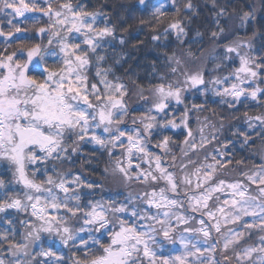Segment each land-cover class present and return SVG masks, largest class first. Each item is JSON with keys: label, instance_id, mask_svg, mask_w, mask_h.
I'll list each match as a JSON object with an SVG mask.
<instances>
[{"label": "snow or ice", "instance_id": "obj_1", "mask_svg": "<svg viewBox=\"0 0 264 264\" xmlns=\"http://www.w3.org/2000/svg\"><path fill=\"white\" fill-rule=\"evenodd\" d=\"M212 7L209 54L205 31L192 27L198 15L192 0L182 6L170 0L168 7L137 0L116 23L115 13L90 11L80 0H0V15L8 18L7 31L0 25V166L11 173L10 180L0 177V264H264V112L249 114L264 109V43L255 47L256 31L246 39L239 34L256 22L258 9L229 12L227 0L224 6L212 0ZM136 13L161 51L146 65L147 89L137 85L143 106L129 127L130 90L116 73L144 46L139 30L122 26ZM170 36L179 54L167 51ZM236 58L227 75L205 79L209 61L219 71ZM197 94L205 97L200 103ZM217 103L230 114L245 109L227 125L231 137L223 116L219 126L199 116L216 115L208 105ZM177 129L179 156L166 134ZM158 137L153 147L161 154L148 147ZM85 145L107 154L99 179L63 167L79 157L96 173ZM246 149L250 156L235 164L251 158V167L234 170L237 179L221 178ZM109 178L144 190L92 199Z\"/></svg>", "mask_w": 264, "mask_h": 264}, {"label": "trees", "instance_id": "obj_2", "mask_svg": "<svg viewBox=\"0 0 264 264\" xmlns=\"http://www.w3.org/2000/svg\"><path fill=\"white\" fill-rule=\"evenodd\" d=\"M75 2V0H74ZM81 3H84L88 10L92 11V10H108L111 11L113 13H115V15H113L112 17V22L116 23L117 22V16H119L120 14H124V9L130 6H133L137 3V0H80ZM151 2L154 5H158L160 3L165 4L166 7H168V5L170 4V0H151ZM185 2V0H180L181 6L182 4ZM193 6L197 9L198 15L195 17V22L193 24V28H196L197 26L200 28L201 31H205V43L203 45L204 48V52L205 53H209L211 52V48L212 45L210 43L207 42V29L211 28V24H212V19H213V7H212V0H192ZM217 3L219 6H224L226 3V0H217ZM227 4H228V11L231 12L232 11V7L235 6L237 8H239L241 5H249L252 4L254 5L257 9V20L256 22H249V25L247 27V29L245 30L244 28H240L239 29V34L242 38H248L252 36V33L254 31H256L258 33V35L256 36L255 40H254V45L256 48H259L260 45L262 43H264V11H261V0H227ZM121 5H123L124 7H120ZM102 6H106V7H102ZM172 11H174V9L169 8V12L171 13ZM145 18H147V13L143 14ZM139 18H140V13H136L134 16L133 15H127L126 21L125 23L122 25L123 27H128L129 31L132 33H136L139 30V35H138V39L144 41V46L143 48L140 49V51L138 52H134L133 53V57L134 59L131 60L128 64H125L123 68H120L117 71V75L121 77V79L123 80V82L128 86L129 90H130V94L127 98V103L130 106V109H132L133 111H130L129 117L127 119V126L131 127V119L133 115H139V111L141 110L142 106H143V101H141L138 96L135 94L137 92V85H140L142 87H144L145 89H147L148 87V81H149V76L148 73L151 72V68L150 66L146 65H150L151 61H152V57L159 53L161 50L156 48H153L152 45V41H151V35H152V31L151 28L146 24V25H140L139 23ZM170 18V16H169ZM7 17H4L3 15H0V25H2L4 27V30L7 31L8 29V24H7ZM152 23L154 24L155 21H152ZM167 24V21H165L164 25L159 26L160 30L163 29V27H165ZM117 35H120V32H117ZM193 33L189 34V39H191ZM231 39V37L229 38ZM169 47L167 49L168 52H171L173 50V48L176 49L177 53L179 54L181 51H183V49H181L178 46V42L175 41L174 36H170L169 37ZM136 43L135 40L130 39L129 40V44H128V49L131 50L132 45ZM185 47H187V45H185ZM195 48V45L193 46ZM11 50V49H9ZM146 57V58H145ZM137 58H138V62L141 65L140 67L135 66L137 63ZM110 62V61H109ZM215 65V62L213 61H209L206 65V71H205V79L206 80H210L212 78V76H224L227 75L229 72H231L235 67H237L239 65V60L238 58H236L233 62L231 63H227L226 66H223L219 71H212L213 67ZM199 65H191L192 70H195ZM131 67V72L129 74H125V70ZM95 71V69H93V72ZM136 81V83H133V81ZM261 80H264V74L261 75ZM155 82V81H153ZM262 87H264V83L261 84ZM208 98L212 99V93L209 91L208 92ZM193 97L189 96V100H192ZM205 99V97L203 96H199V94H197V97L195 98V102L196 103H200L201 101H203ZM217 100V102L219 101V98H215ZM190 106V105H189ZM209 109H215L216 110V115H213V113L211 111H204L199 113V116L201 118H203L204 116H208L210 118V120H212L213 122H215L217 124V126H219L220 123V117L223 116L224 119V124L226 125V129L224 132V135H227L229 137H231V132L229 130H227V125L229 123L231 124H236L237 121L232 119L233 115H237V116H241L242 117V113L245 110L243 106L240 107L239 112L236 113H232L230 114L227 110H226V106H220L218 103L217 104H209L208 105ZM180 111H183V105L180 106ZM260 112H264V109H257L255 107H252L251 109H249V114L250 115H257L260 114ZM179 115V113H177V116ZM196 115L197 113H193L191 116V122H192V127L196 126ZM176 134L173 135L172 132L166 133L168 135H172L173 136V140L176 142L175 144L171 145L174 153L179 156V143L180 141L183 140V135L180 134V130L177 129L175 130ZM223 139V137H221ZM156 139H162V137H158V138H154L148 145L149 149L155 153L161 154L160 153V149L153 147V145L156 143ZM219 146V145H216ZM237 147H239V145H237ZM254 148H260V141L257 140L256 144L253 146ZM93 146L92 145H85L84 146V155L85 157L88 156H92L95 155L96 160L93 162V164L91 165V167H95L96 168V173L91 172L90 170H88L89 166L88 165H81V160L79 157L75 158V164L74 165H69V164H65L63 167L65 169L71 168L72 171L74 172H81L82 175L86 178L89 179H99V172L100 170H102V168L104 167L105 163L108 160L107 154L104 153L103 155H101L100 151H97L95 153H93L92 151ZM210 150V149H209ZM252 149H246L243 152H236L235 155L233 156V163L231 165H229V171L227 173H225L221 178L224 179H237L239 178L235 171L236 169L239 170H245L248 167H251L252 163H253V159L249 158L246 159L245 164L243 165H236L235 164V160L237 159H241L242 157H249L250 153H251ZM117 153H119V150H117ZM201 158H202V154H201ZM168 162L170 163V158H168ZM256 163H259V159L256 158L255 159ZM144 167H147V165L145 164ZM175 171V169H170ZM0 177L4 178L5 180H10L11 179V173L9 171L6 170L5 167L0 166ZM144 190V185H140L137 184L135 182L131 183L130 185H128V187H124L123 185H119L117 183H115L111 178H109L108 180L104 181V190L101 191L99 189H97L95 191V193L93 194V196L91 197L92 199H100V198H104L107 199L110 196H113L114 193L116 192H122L124 194H127V192L131 191L134 194H138L141 191ZM85 192L89 191L88 189H84ZM116 199H123V196H118V197H114ZM23 216V214H20L21 218ZM2 227V226H0ZM255 239V237L253 238ZM251 242V241H250ZM4 247H7V244L4 245ZM70 255V253H69ZM215 258L217 260L222 261V257L220 256L219 252L216 253ZM223 264V262H222Z\"/></svg>", "mask_w": 264, "mask_h": 264}]
</instances>
